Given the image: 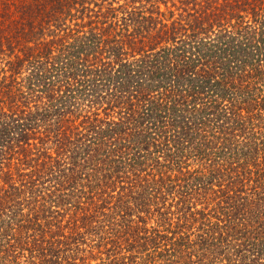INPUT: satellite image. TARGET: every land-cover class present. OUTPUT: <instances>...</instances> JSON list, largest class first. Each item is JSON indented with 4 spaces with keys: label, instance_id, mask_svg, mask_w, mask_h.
I'll list each match as a JSON object with an SVG mask.
<instances>
[{
    "label": "trees",
    "instance_id": "trees-1",
    "mask_svg": "<svg viewBox=\"0 0 264 264\" xmlns=\"http://www.w3.org/2000/svg\"><path fill=\"white\" fill-rule=\"evenodd\" d=\"M0 264H264V0H0Z\"/></svg>",
    "mask_w": 264,
    "mask_h": 264
}]
</instances>
